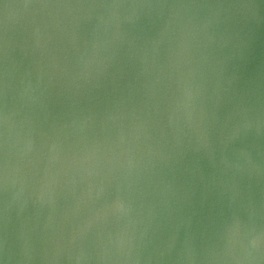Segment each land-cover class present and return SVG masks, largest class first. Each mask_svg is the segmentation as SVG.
I'll return each mask as SVG.
<instances>
[{
	"label": "water",
	"instance_id": "95a60500",
	"mask_svg": "<svg viewBox=\"0 0 264 264\" xmlns=\"http://www.w3.org/2000/svg\"><path fill=\"white\" fill-rule=\"evenodd\" d=\"M0 264H264V0H0Z\"/></svg>",
	"mask_w": 264,
	"mask_h": 264
}]
</instances>
